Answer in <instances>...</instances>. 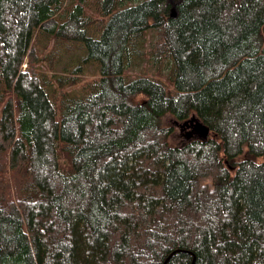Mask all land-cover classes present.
Returning a JSON list of instances; mask_svg holds the SVG:
<instances>
[{"label": "trees", "instance_id": "obj_1", "mask_svg": "<svg viewBox=\"0 0 264 264\" xmlns=\"http://www.w3.org/2000/svg\"><path fill=\"white\" fill-rule=\"evenodd\" d=\"M0 264H264V0H0Z\"/></svg>", "mask_w": 264, "mask_h": 264}, {"label": "rangeland", "instance_id": "obj_2", "mask_svg": "<svg viewBox=\"0 0 264 264\" xmlns=\"http://www.w3.org/2000/svg\"><path fill=\"white\" fill-rule=\"evenodd\" d=\"M167 2L169 4H171V3H176L177 0H167ZM173 7L174 6H172V8ZM54 26H55V19H52V20L48 21L47 23H45L44 28L45 29H51ZM153 41H154V33L150 32L148 34L147 38L145 39L144 43H143L144 48L146 50V53L149 52V49L152 46ZM82 55H83V52L80 51L79 49H76V50H74L72 52L71 51L67 52L62 57L61 61L58 62L56 73L58 75L62 74V73H65V71H67V69L69 67H71L78 59H80V57ZM96 67H95V65L91 64L87 68V72H86V76L85 77L89 78L91 76L99 74L100 73L99 67L98 66H96ZM167 67H168V65H165L164 71H163L164 75L167 74V71H168ZM145 70L146 71H150V72H154L156 70V65L153 64V63H150L149 56H142V57L134 59L133 60V64L130 65V67L128 68V72L132 76H135V75H137L139 73H143ZM128 79H130V78H128ZM183 122H179V121L177 122V120L175 118L170 117V116H165L163 118V120H162L163 126L172 127V128L175 129L173 134H172V136H171V138H170L171 142L174 143V144H180V143H183L185 141L190 140V139L187 138V135H185V134H187L188 129H182L180 127V124L183 123ZM191 139H193V138H191ZM205 181L206 180H204V182ZM208 182L211 183V181H208Z\"/></svg>", "mask_w": 264, "mask_h": 264}, {"label": "water", "instance_id": "obj_3", "mask_svg": "<svg viewBox=\"0 0 264 264\" xmlns=\"http://www.w3.org/2000/svg\"><path fill=\"white\" fill-rule=\"evenodd\" d=\"M178 14L177 8L173 7L171 9V15L176 17ZM178 122V121H177ZM178 124V123H177ZM182 129H188L187 138H199L202 140H207L210 136L211 128L203 123L198 117L195 115L191 116L189 119L185 120L180 124ZM169 259H167L168 261ZM166 261V262H167Z\"/></svg>", "mask_w": 264, "mask_h": 264}, {"label": "flooded vegetation", "instance_id": "obj_4", "mask_svg": "<svg viewBox=\"0 0 264 264\" xmlns=\"http://www.w3.org/2000/svg\"><path fill=\"white\" fill-rule=\"evenodd\" d=\"M185 135H187V134H185Z\"/></svg>", "mask_w": 264, "mask_h": 264}]
</instances>
